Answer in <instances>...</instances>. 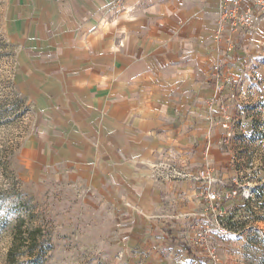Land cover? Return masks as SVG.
I'll list each match as a JSON object with an SVG mask.
<instances>
[{
	"label": "crops",
	"instance_id": "crops-1",
	"mask_svg": "<svg viewBox=\"0 0 264 264\" xmlns=\"http://www.w3.org/2000/svg\"><path fill=\"white\" fill-rule=\"evenodd\" d=\"M10 2L17 78L36 113L23 148L28 175L85 170L113 192L117 221L125 212L138 218L123 228L128 243L166 229L191 242L168 218L194 217L201 183L165 184L154 167L170 161L192 176L204 169L214 125L196 114L217 108L218 0ZM263 34L264 21L242 46L263 43ZM47 51L58 58L46 59ZM238 55L228 59L224 90L240 76L230 65Z\"/></svg>",
	"mask_w": 264,
	"mask_h": 264
},
{
	"label": "rangeland",
	"instance_id": "rangeland-1",
	"mask_svg": "<svg viewBox=\"0 0 264 264\" xmlns=\"http://www.w3.org/2000/svg\"><path fill=\"white\" fill-rule=\"evenodd\" d=\"M10 16V0H0V264H264V42L236 48L241 60L230 65L241 73L224 90L230 99H215L203 147L202 168L216 161L228 169L215 188L239 189L218 204L227 233L215 258L168 229L124 243L113 192L85 170L28 175L23 148L36 132V113L17 78ZM217 239L213 234V245Z\"/></svg>",
	"mask_w": 264,
	"mask_h": 264
},
{
	"label": "built area",
	"instance_id": "built-area-1",
	"mask_svg": "<svg viewBox=\"0 0 264 264\" xmlns=\"http://www.w3.org/2000/svg\"><path fill=\"white\" fill-rule=\"evenodd\" d=\"M217 13L214 43L217 45L218 55L213 67L215 76V95L213 99L219 98L223 101L229 100L232 95L223 89L224 73L228 59L234 55L236 48L242 45V38L246 35H252L259 29V24L264 21V0H218ZM32 53L37 54L40 52L34 51ZM43 53L46 54V59L56 60L58 58V54H53L52 51L41 52V54ZM224 110L226 114L231 115L234 111V105L229 102ZM212 114L213 112L208 115H201L200 113L196 115L199 118L209 120L213 124ZM154 169L158 177L160 176L164 183L168 185L175 182L177 187H183L186 181L193 182V179L201 181L200 192L196 197L197 203L194 206V209H196L194 217L187 216L189 218H179L176 221L168 219L170 223L175 224L178 235L196 243L198 248L208 251L216 258L215 249L225 244L227 233L221 219L222 210L218 208V204L235 197L239 191V189L230 188L222 191V193L215 188V183L228 172V169L223 167L222 163L216 161H210L208 168L202 169L201 174L197 176H192L170 161H162L155 165ZM210 220L213 225L212 228L203 225L204 222ZM136 224H139L138 218L128 212L122 213L121 219L117 221V227L119 228H131ZM213 234L218 237L215 245L212 243ZM122 238L124 243H128L131 239L129 235H124Z\"/></svg>",
	"mask_w": 264,
	"mask_h": 264
}]
</instances>
